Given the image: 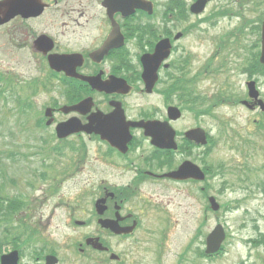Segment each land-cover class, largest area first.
Returning a JSON list of instances; mask_svg holds the SVG:
<instances>
[{"label":"rangeland","instance_id":"1","mask_svg":"<svg viewBox=\"0 0 264 264\" xmlns=\"http://www.w3.org/2000/svg\"><path fill=\"white\" fill-rule=\"evenodd\" d=\"M186 1L187 4L191 2L190 0ZM230 2L231 0L210 1L208 7H206L204 17L216 13L218 7L225 8ZM221 9L219 11H222ZM243 15H246V13ZM246 18H251V14L246 15ZM61 20L59 15L54 17L47 14L40 20L30 22L26 30L30 33L31 39L29 38L27 41H31L34 35L45 34V32L47 34L55 33L56 37L61 39L62 42L67 40L71 35L67 33L62 35ZM194 20V18H189L184 24H175L174 26V23H170L169 26L175 32H178L184 30L182 28H187ZM235 24L234 18L221 19L214 26H210V30L206 29L208 27L203 26L204 30L210 32V35L213 34L207 40H198L195 31L190 32L182 39L183 41L179 44H181L180 48L183 51L178 49L175 55L183 53L192 57L189 68L190 75L195 71H204L203 69L210 68V58H213L210 61L212 63L211 69L215 67V64L219 61L214 59L215 40H218L225 32L232 30ZM18 26V24H14V26L12 25L7 29L6 27L0 28V74H13L10 76L13 81H16V85L19 82L34 78L40 77L44 80L48 77L49 86H47V91L37 88L34 95L35 106L42 108L43 112L46 107H54V104L62 106L68 98L64 96L63 82L46 76L48 69L45 66L46 62L37 57L33 61L30 59L31 55L28 52L18 51L17 48L10 45L9 40H17L22 36L28 37L27 32L19 30ZM226 36L224 35L225 39L228 38ZM237 38L241 40L239 36ZM207 75L198 85V90L210 97L218 87H224L226 76H220L214 80ZM228 76L229 82L236 93L239 94L241 89L244 92L245 76L238 75L236 70L229 73ZM261 82L264 84V80H261ZM41 83L44 82L41 81ZM8 91L11 94L12 89L10 88ZM25 91L29 92L28 87L25 88ZM262 91L264 93V85ZM160 99L162 97L159 94L146 95L145 97L132 95L125 102V106L131 117H147L151 116L149 115L151 110H158V112L160 110L164 113V108L159 102ZM157 115L158 113L154 116ZM210 116L216 117L215 119H231L230 124L234 130L236 127L242 128L243 132L247 131L248 133L252 132V128H254L252 120L256 118L255 114L248 113L240 105L217 108L215 113H211ZM210 116L196 119V115L186 113L183 121L177 124V129L180 131L187 130L194 127L196 125L194 122H197V125H200L203 129L205 128L206 131L214 130L211 133L215 135L217 121ZM54 117L56 121L64 119L62 115H55ZM25 118L26 116H22V119ZM13 120L15 119L10 121ZM6 122L7 120L2 122L5 129L3 135H0V152L6 154L11 152L14 154V158L18 160L17 164H12V161H7L5 155L2 157V163L7 165V178L14 181L16 185L15 188L7 186L6 193L10 195L22 193L32 202L33 207L24 212L22 217L31 226L38 228L41 239L52 245V251L60 260V264H94L92 261H87V258L83 259L77 252L78 245H83L84 239L91 235L94 224L91 223L88 228H82L75 226L74 222L84 221L88 223L90 220L93 222V218H95L93 216V205L98 195L100 180L103 177L110 183L124 185L130 177L129 173L123 171L121 164L119 166L115 164L117 162L114 156L115 167L111 164L107 167L102 166L101 162L106 161L109 164L112 160L108 156V150L103 148L98 140L87 144V156L82 160L83 163L76 165L74 162L70 163L75 154L68 149V145H77L82 143L81 141L74 138L58 142L53 138L54 127H49L43 132L39 130L37 133L33 131L24 135L23 132L20 133V129L17 127L10 130L13 125L10 123V126H7ZM35 136H38L40 140L34 141ZM138 139L140 140L139 146H135L133 149V152L137 151L136 154L139 153L140 149H148V144L142 142L141 137ZM43 140L49 142L47 146H56L62 150L63 156L49 155L50 158L44 163L47 164L52 158H56L57 160L52 161V163L56 167L57 176L53 173L52 167L45 169L41 166L43 163L42 156H48L42 154H47V150H42L45 147ZM82 144L84 145V143ZM259 145L257 152L250 153L249 157L242 160V164L248 166L249 169V184L257 182L256 174L259 175L257 170L264 167V139H261ZM229 148V146H224L219 142L217 148L206 156V164L213 166L209 170L205 183L200 185V188L204 189L203 192L198 191L197 185L192 186L190 184L178 186L166 183L159 186L149 184L142 188V194L140 195L150 198L151 204L155 208L157 207L150 214L155 222L153 228L162 225L161 223L157 226L163 215H166L164 219L168 224L167 231L163 236L155 237L156 233H154L152 240H163L164 243L160 246L162 252L159 257L156 259L155 256L153 258L151 256V261L158 260L159 264H180L181 262V264H191L192 254H188L187 258H184V251L193 237L197 233L206 235L215 225L221 224L226 231L228 240L224 244L225 253L215 261V264H264V241L262 243V240H264V186L260 190L253 185L250 190H246L240 186V183L233 176H225L223 179L217 176V173H214V165L225 164L226 160L232 159L229 164L232 167L240 164L241 158L234 157V153ZM40 151L42 153H39ZM25 155L27 158H25ZM185 158L177 155L170 161L173 164L179 159ZM237 158L239 160L236 162ZM73 164L76 166L75 170ZM63 168H65L64 172H62ZM41 169L47 173L49 178L56 181L61 180L53 184L55 193L50 191L53 182H42L38 179V175L43 173ZM26 181L33 182L31 184L33 186L32 190L25 187ZM207 196L216 198L221 206L218 213L210 212ZM151 261H147V264Z\"/></svg>","mask_w":264,"mask_h":264},{"label":"flooded vegetation","instance_id":"2","mask_svg":"<svg viewBox=\"0 0 264 264\" xmlns=\"http://www.w3.org/2000/svg\"><path fill=\"white\" fill-rule=\"evenodd\" d=\"M119 1L120 0H42L46 5L44 13L39 18L33 19L34 21L40 20L47 14H51L54 17L59 15V17H61L60 27L62 29V35L67 33L70 34L71 37L62 42L61 39L56 37L55 33L47 34L45 32L44 35H48L54 42L52 53L74 55L73 66L77 74L84 76H96L99 74V80L102 84L111 81L113 78H120L126 81L131 87L130 92H125L126 90H124V88H118V86L107 84L106 90L110 93H106V91L97 92L92 91L86 83H82L75 79H69V82H72L70 85H73V83L78 84V86H76L81 90V95L93 98L95 104L94 110H98L106 116L113 114L109 118V129L113 132L125 130L128 122H165L167 120V109L172 106L170 102L159 100L164 108V113L160 110L159 112L158 110H151L149 112L151 116L147 117L139 116L138 118H134L129 115L125 102L131 98L132 95H138L139 97L145 96L142 92L143 85L140 82L142 69L139 62V55L137 57L135 51L129 46L127 34H131L132 30H135L136 24L139 22L145 23L150 32H152L151 29L153 28L160 29V36L166 38L168 32L163 22L168 15V8L164 9L165 12L160 14L155 11L149 18H146V15L140 11H136L135 14L130 16L121 17V13L118 12L122 10ZM149 1L154 3L153 0ZM156 1L159 2V4H157L158 7L166 5V0ZM105 4L109 7V10L106 8ZM230 5L231 8L245 11L246 15L251 14V18L246 19L251 22L243 26L242 37L243 40H247V42L250 43L249 49L252 52L251 55L253 59L258 60L260 57V43L256 45L255 41L261 40V27L264 22V0H231ZM108 11L113 13L112 17L108 15ZM253 14H256L255 17ZM237 18H239V16ZM21 22H23L22 24L24 26V22L26 21L22 20ZM114 23L119 26V30H121L124 35L126 39L125 44L123 47H113L106 55H103L104 57L100 61H98L101 57L98 55L97 51H100L104 42L110 36ZM22 30L27 32L28 37H20L17 40L18 45L22 49L28 46L31 48L34 36L31 42L28 43L27 40H29V38L31 39L30 33L24 28ZM230 33L232 35V31ZM150 38L151 39L145 41V47L141 54L152 53L154 51L158 40H152L153 37ZM116 44L117 41L115 40L113 45ZM39 56L44 58L42 55ZM175 69H177V65H175L174 58L171 56L166 63L161 65L160 71H158L159 81L154 88V92L159 84L166 88L173 82L172 75L175 74ZM157 113L158 115L154 116ZM88 116L89 115L80 117L82 123L87 122ZM175 123H171L176 132L175 143L177 151H174L175 153L152 147L150 145V140L142 133L143 130L132 127L128 128L129 133L132 134V139L128 145L129 149L127 153L120 154L117 150L108 147L107 144L104 145L105 148L109 150L108 152L111 156H114L115 159L119 161V164L122 165L123 171L129 173L130 177L124 185L110 183L104 178L101 179L99 198H105L106 207L102 218L115 220L116 213H118V225L120 227L134 226V229L132 233L127 236H115L101 226L95 228V232L93 233L94 237L98 238L100 243L107 249L104 252L98 253L99 256L102 257V260H99L100 264H147V261H151V256L152 258L155 256L157 259L162 252L160 245L157 246V244H153L152 238L154 230L150 215L153 210V205L149 200L150 198L140 195L142 194V188L149 184L159 186L168 182L162 175L177 169L178 166L175 163H173L171 167L168 166L169 160H172L173 157L177 155L183 156L184 152L187 153L191 151L197 152L198 155L200 154L198 148L185 141L183 137L184 132H179L177 124ZM139 137H141L142 142L148 144V149H140L139 153L136 154L137 151L133 152V148L136 145L139 146ZM132 152L134 154H132ZM101 164L104 167L110 165L106 161L101 162ZM111 165L115 167V164ZM131 188L135 189L134 193L131 191ZM134 194L137 195L134 197L132 196ZM112 254L115 256L113 260H110L109 257ZM20 259L21 257L19 255L18 264H21ZM200 263V253L195 252L193 264ZM32 264H41V262L39 260L37 263L33 262ZM149 264H159V261L152 260Z\"/></svg>","mask_w":264,"mask_h":264},{"label":"water","instance_id":"3","mask_svg":"<svg viewBox=\"0 0 264 264\" xmlns=\"http://www.w3.org/2000/svg\"><path fill=\"white\" fill-rule=\"evenodd\" d=\"M142 3V2H141ZM143 4V3H142ZM142 4L133 3L131 4L130 8L135 9V8H144V6H141ZM203 2H198L196 5H194L191 8V11L194 13H199L202 11V6ZM124 5H121V9H123ZM43 10V6L41 3H39V0H3L0 1V26L4 25L5 23L9 22L13 17H16L18 15L22 16L23 18H30V17H37L41 14ZM150 12V10H148ZM132 12H126L123 15H129ZM112 37V36H111ZM263 38H264V28H263ZM47 37L42 36L37 39L35 42L34 46L36 47L37 50H40L37 46L39 44L40 46H46L47 49L42 50L43 53L46 55V52L52 49V45L50 44V41H48ZM263 56H264V40H263ZM169 44L167 41H163L158 45L157 52L154 55L151 56H144L142 58V64L144 68V73H143V78L144 81L147 85V92H150L154 82L156 80L155 78V71L156 67L160 64L162 60H164L169 52ZM65 58L63 56H50L48 58L50 68L53 70H56L58 72L60 71H65L66 75L72 76V77H78L76 74H74L73 71H68L66 68H62ZM62 59V60H61ZM63 61V62H62ZM264 61V59H263ZM60 64L61 66H59ZM80 77V76H79ZM84 81H89L91 84L92 88L94 89H99L103 90L106 87L105 86H99L96 80H92L89 78H80ZM252 94V93H251ZM254 96V94H252ZM255 95L254 97H256ZM262 108L264 109V104H261ZM91 100L87 99L83 102H81L79 105L74 106V107H64L61 109V111L65 114L71 112V111H77L79 114H85L87 113L90 108H91ZM45 115L47 117H50L52 115V110L47 109ZM179 117V112L176 111L175 109H169V118L170 119H175ZM104 118V117H103ZM101 116L98 114H92V117L89 119V123L87 125H81V123L76 120V119H71L65 123H62L56 127V133L58 138H66L67 136L74 134V133H81L85 132L86 134L95 133L99 134L102 136L103 139H107L108 141H114L116 142V145L121 148L122 144L124 143H119L116 138L112 136L113 131L109 129V120L108 119H103ZM52 120L50 119L47 122V125L51 124ZM156 124L155 123H146L144 124L145 128V134L147 136L152 137V143L158 147L161 148H172L173 145L171 144L172 142V137H173V131L170 130L166 125H163L164 128L162 129H156ZM187 137L194 141L197 144H205V136L203 130H193L191 132H188ZM168 177L173 178L175 180H185L186 179H197V180H202L204 178L203 174L199 171V169L192 165L191 163H183L179 169L175 173H171L168 175ZM210 203L212 204V209L213 210H218V205L214 203L213 199H210ZM102 201H98L96 204V209L99 214H102L103 208L101 207ZM110 229L116 231L115 226L113 225H107ZM129 231V230H128ZM222 229L221 227H217L208 237L207 239V246L208 250L207 252L214 251L218 248L220 241L223 239V233L221 232ZM116 233H120L119 231H116ZM87 243H92L94 244V248H100L97 244V242L88 240ZM16 260V254L12 253L8 256L2 257V264H13L15 263ZM57 260L56 258L52 256H48L46 258V264H56Z\"/></svg>","mask_w":264,"mask_h":264},{"label":"trees","instance_id":"4","mask_svg":"<svg viewBox=\"0 0 264 264\" xmlns=\"http://www.w3.org/2000/svg\"><path fill=\"white\" fill-rule=\"evenodd\" d=\"M10 75L0 74V135L4 133L5 127L2 125L4 120H7V126H10V123L13 125L10 130H12L13 127H17L18 129L19 127H25L20 117L26 116L28 111H32V108H30L32 103L28 98L30 94L36 93L37 86L43 80L38 77L37 79L34 78L25 82H17L18 84L16 85V81H13ZM26 87H28L29 92L25 91ZM41 87L43 89L45 84ZM10 88L12 89L11 94L8 91ZM212 112V107H208L206 114L210 115ZM36 116H39L38 112L35 114V117ZM11 119L15 120L10 121ZM218 121L220 123V120ZM225 128L224 125H221V129L219 130L223 138L226 136ZM12 134L15 135L14 133ZM239 149L237 150L240 152L243 150L242 144H240ZM241 153H243V151ZM4 155L6 157H12L14 154L0 152V248L6 239H9L15 247L20 248L24 246L27 234L32 229L28 226L25 221L26 219L22 217V214L29 209L30 204L27 201V196H9L6 193V183L2 180L5 172L4 164L2 163V157H4ZM11 183L14 184V181H11ZM26 185L32 188L29 183Z\"/></svg>","mask_w":264,"mask_h":264}]
</instances>
